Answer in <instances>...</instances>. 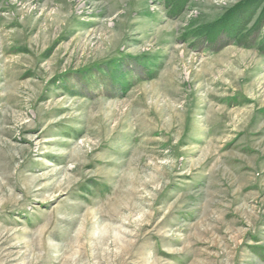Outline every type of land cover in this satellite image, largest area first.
<instances>
[{
	"label": "rangeland",
	"instance_id": "374dc122",
	"mask_svg": "<svg viewBox=\"0 0 264 264\" xmlns=\"http://www.w3.org/2000/svg\"><path fill=\"white\" fill-rule=\"evenodd\" d=\"M241 1L0 0V264H264V24L196 35Z\"/></svg>",
	"mask_w": 264,
	"mask_h": 264
},
{
	"label": "trees",
	"instance_id": "16d2710c",
	"mask_svg": "<svg viewBox=\"0 0 264 264\" xmlns=\"http://www.w3.org/2000/svg\"><path fill=\"white\" fill-rule=\"evenodd\" d=\"M188 1L190 0H165V5L170 9V15L174 17L180 14ZM258 8L261 9L259 15H257ZM253 18H255L254 24L247 28ZM262 24H264V0H242L214 22L201 26L196 31V35L208 45L214 46L224 40L226 44L224 43L222 47L228 45L227 43L244 46L251 32L257 31Z\"/></svg>",
	"mask_w": 264,
	"mask_h": 264
}]
</instances>
